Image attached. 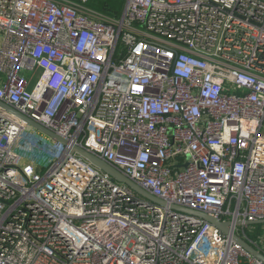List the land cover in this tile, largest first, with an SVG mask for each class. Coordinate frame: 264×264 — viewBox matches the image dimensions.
I'll use <instances>...</instances> for the list:
<instances>
[{
    "label": "built area",
    "instance_id": "1",
    "mask_svg": "<svg viewBox=\"0 0 264 264\" xmlns=\"http://www.w3.org/2000/svg\"><path fill=\"white\" fill-rule=\"evenodd\" d=\"M91 1L0 0V100L69 143L0 110V264H263L72 147L169 205L264 220V0Z\"/></svg>",
    "mask_w": 264,
    "mask_h": 264
},
{
    "label": "water",
    "instance_id": "2",
    "mask_svg": "<svg viewBox=\"0 0 264 264\" xmlns=\"http://www.w3.org/2000/svg\"><path fill=\"white\" fill-rule=\"evenodd\" d=\"M0 110L4 113L12 114L28 126H32L39 132L43 133L46 136H49L54 141L61 143L63 145H69L68 140L63 139L59 135H57L54 131L46 128L44 125H41L39 122L34 120L31 117H27L24 114H22L20 111H18L13 106H9L8 104L4 103L0 100ZM73 151L77 153L80 157H82L84 160H88L93 166L97 169H99L102 172H105L108 174L111 178H113L116 182L119 184H124L128 186L133 192H135L137 195L142 196L145 198L150 204L158 207V205L163 207H168L169 210H171L173 213H182L185 215H190L193 217H197L198 219H203L212 226H215L217 229L221 230L224 235L232 239L239 247H241L244 251H246L249 255L254 257L257 261L262 262L264 264V253L261 252L257 247L253 246L251 243L246 241L243 237L238 235L235 232L234 226H264V220H255V221H246V222H236L230 223V222H224L221 219L210 216L206 213L199 212V211H193L178 205H169L166 201H164L161 198H157L154 195H151L149 192L144 190L141 186L139 187L136 183H134L130 178H127L123 173H120L117 169H115L113 166H111L108 162L105 160H101L97 158L95 155L87 151L86 149H82L81 147L77 145H73Z\"/></svg>",
    "mask_w": 264,
    "mask_h": 264
},
{
    "label": "trees",
    "instance_id": "3",
    "mask_svg": "<svg viewBox=\"0 0 264 264\" xmlns=\"http://www.w3.org/2000/svg\"><path fill=\"white\" fill-rule=\"evenodd\" d=\"M104 0H92L90 6L96 10L105 12L108 15L113 17H120L122 9L118 10L112 6L103 5ZM126 0H124L125 6ZM124 9V8H123ZM245 235V240L251 243L253 246L257 247L264 253V245L262 244L261 238L264 235V226H249L248 228L243 229Z\"/></svg>",
    "mask_w": 264,
    "mask_h": 264
},
{
    "label": "rangeland",
    "instance_id": "4",
    "mask_svg": "<svg viewBox=\"0 0 264 264\" xmlns=\"http://www.w3.org/2000/svg\"><path fill=\"white\" fill-rule=\"evenodd\" d=\"M103 5H108L118 10L120 9L123 10L124 0H104ZM30 79H31V82H30V85L28 86V89L32 91L39 80V75L38 74L36 76L30 75ZM36 153L37 154L35 157L33 156V159H36L39 162H46V160L51 159V155L45 154L44 151H42L40 147L36 149ZM261 241H262V244L264 245V235L262 236Z\"/></svg>",
    "mask_w": 264,
    "mask_h": 264
}]
</instances>
